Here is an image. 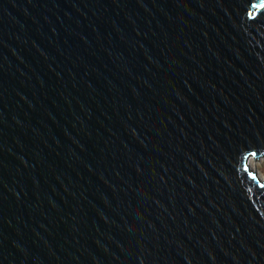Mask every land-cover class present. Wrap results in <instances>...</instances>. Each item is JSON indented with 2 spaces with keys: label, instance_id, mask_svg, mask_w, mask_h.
<instances>
[{
  "label": "water",
  "instance_id": "obj_1",
  "mask_svg": "<svg viewBox=\"0 0 264 264\" xmlns=\"http://www.w3.org/2000/svg\"><path fill=\"white\" fill-rule=\"evenodd\" d=\"M264 0H0V264H264Z\"/></svg>",
  "mask_w": 264,
  "mask_h": 264
},
{
  "label": "bare ground",
  "instance_id": "obj_2",
  "mask_svg": "<svg viewBox=\"0 0 264 264\" xmlns=\"http://www.w3.org/2000/svg\"><path fill=\"white\" fill-rule=\"evenodd\" d=\"M261 158L262 157H259L257 159L248 158V160H247V166H248L249 169L253 170L256 173V175H257L258 178H260V179L263 180L264 177L262 176V174H260L259 172H257V169H256V164H257L258 161L261 160Z\"/></svg>",
  "mask_w": 264,
  "mask_h": 264
},
{
  "label": "rangeland",
  "instance_id": "obj_3",
  "mask_svg": "<svg viewBox=\"0 0 264 264\" xmlns=\"http://www.w3.org/2000/svg\"><path fill=\"white\" fill-rule=\"evenodd\" d=\"M256 169L257 172L262 174V176L264 177V157H262L261 160L257 162Z\"/></svg>",
  "mask_w": 264,
  "mask_h": 264
},
{
  "label": "clouds",
  "instance_id": "obj_4",
  "mask_svg": "<svg viewBox=\"0 0 264 264\" xmlns=\"http://www.w3.org/2000/svg\"><path fill=\"white\" fill-rule=\"evenodd\" d=\"M253 158V157H252ZM254 159H257V158H254ZM264 180V179H263Z\"/></svg>",
  "mask_w": 264,
  "mask_h": 264
},
{
  "label": "built area",
  "instance_id": "obj_5",
  "mask_svg": "<svg viewBox=\"0 0 264 264\" xmlns=\"http://www.w3.org/2000/svg\"><path fill=\"white\" fill-rule=\"evenodd\" d=\"M261 157H264V155H263V156H261Z\"/></svg>",
  "mask_w": 264,
  "mask_h": 264
}]
</instances>
